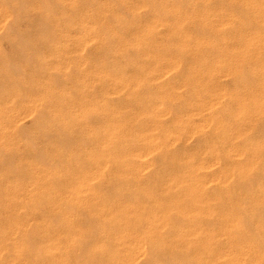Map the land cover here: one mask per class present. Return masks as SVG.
Returning <instances> with one entry per match:
<instances>
[{"label":"rangeland","instance_id":"374dc122","mask_svg":"<svg viewBox=\"0 0 264 264\" xmlns=\"http://www.w3.org/2000/svg\"><path fill=\"white\" fill-rule=\"evenodd\" d=\"M244 5L0 0V230H29L4 232L6 261L106 264L140 240L133 264H210L192 229L218 224L224 170L258 152L264 175V13Z\"/></svg>","mask_w":264,"mask_h":264},{"label":"bare ground","instance_id":"6f19581e","mask_svg":"<svg viewBox=\"0 0 264 264\" xmlns=\"http://www.w3.org/2000/svg\"><path fill=\"white\" fill-rule=\"evenodd\" d=\"M231 1L233 5L236 3H245L246 7L244 5V10L247 12L250 8L253 9L252 7H254V9L257 8L258 15L257 12L255 14L258 19H260L258 16L262 15L261 12L264 13V0ZM253 10L252 12L256 9L254 11ZM230 17L234 19V16L232 17L231 15ZM226 21L227 20H225V23L221 24V26H226L229 23ZM258 22L260 21L258 20ZM205 28L208 29V27ZM246 43L248 42L246 41ZM257 44L260 45V40L256 42V45ZM259 156L260 153H255L246 168L224 170L222 174L224 178L222 184L229 183L227 186H224L222 192H220L222 197L219 194L212 195L213 203L219 204L221 209L217 211L215 209L208 208L205 214L208 217V220L218 219V224L215 227L200 229H198V226L196 227L195 224L192 229V234L202 236L201 238L204 240L205 245L202 248L201 253L212 257L210 264H264V175H262L261 181L258 180V177H254L252 175L260 168L261 162ZM235 173L240 174V176L236 181V185L230 186V182L233 180V175ZM213 180H218V178L216 177ZM255 180L258 182H255ZM246 181H248V185H250L251 181H254V183H258L259 186L252 191L251 188L247 189V186H244ZM205 183H207V181H199V183H196V187L199 189L202 187L200 184L204 186ZM236 191L243 193L244 196L239 198L235 197L234 195L236 194ZM198 202L200 203V201ZM200 205L204 206V202ZM7 210L8 208H5L4 210V208L0 207V214L4 216V211L8 212ZM25 222L24 220H13L8 223V230H0V264H23L20 252L22 250H27L23 244H20V247L15 246L10 261L5 260L6 258L4 257V254L8 252L6 250L9 249L8 245L11 243L7 242V244L4 245V232L9 233L12 236L17 227H24L22 229V233L27 236V238H24V242L28 243L29 230L27 229ZM103 248L104 243H101L96 250L97 252H100ZM39 251L40 249L36 250V255H34L33 258L35 261L40 253ZM133 251L136 253H132L130 256H128L129 254H126L125 259L121 261L117 260L106 264H133L135 255H144L142 241H135ZM153 256L154 253L150 252L148 257H146V259L144 258L142 264H152Z\"/></svg>","mask_w":264,"mask_h":264}]
</instances>
